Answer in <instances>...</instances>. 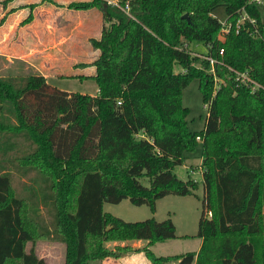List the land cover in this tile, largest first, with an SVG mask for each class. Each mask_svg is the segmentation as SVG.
I'll return each instance as SVG.
<instances>
[{
	"label": "trees",
	"instance_id": "trees-1",
	"mask_svg": "<svg viewBox=\"0 0 264 264\" xmlns=\"http://www.w3.org/2000/svg\"><path fill=\"white\" fill-rule=\"evenodd\" d=\"M120 2L130 3L133 17L93 1L103 17L100 36L91 39L98 55L88 76L97 94L61 89L39 72L0 75V264H49L36 252L44 238L66 244L65 264L118 256L132 248L113 250L106 242L127 239L148 240L141 250L150 262L168 264L171 256H158L150 245L177 237L171 218L126 221L104 203L128 198L155 211L166 195L194 194L196 179H182L174 169L199 141L204 199L197 235L203 241L198 252L177 256L178 264H264V21L257 2ZM221 4L228 21L249 16L239 32L234 25L223 32L211 14ZM192 40L208 52L195 54ZM237 73L255 86L239 85ZM194 78L208 103L201 132L188 127L190 110L182 101ZM220 78L227 85L215 96ZM15 158L45 176L53 229L37 219L33 192L28 198L14 192L6 163Z\"/></svg>",
	"mask_w": 264,
	"mask_h": 264
},
{
	"label": "rangeland",
	"instance_id": "rangeland-1",
	"mask_svg": "<svg viewBox=\"0 0 264 264\" xmlns=\"http://www.w3.org/2000/svg\"><path fill=\"white\" fill-rule=\"evenodd\" d=\"M93 1L0 0V75L39 72L61 89L97 94L98 85L88 76L94 72L91 63L98 55L91 39L100 36L103 17L100 7L93 4ZM257 4L264 21V0ZM211 14L221 23L228 21L224 4L213 8ZM190 49L199 56L208 52L204 43L198 40L191 41ZM175 69L180 70V67L176 65ZM241 75L237 73L235 77L239 85L255 86L252 81H243ZM222 85H227L223 78L215 81V96ZM182 101L190 110L188 127L192 131L201 132L205 128L208 103H204L198 78H194L183 89ZM228 110L225 107L224 114ZM202 151L203 143L199 141L196 151L174 169L182 179H196L198 186L194 194L166 195L158 199L155 211L146 204L135 205L128 198L119 203H104L106 212L126 221H142L151 217L160 221L171 218L176 225L177 237L159 240L150 246L158 256H171L168 264H178L177 256L198 252L202 245L203 239L197 235L204 199ZM12 161L13 163L7 162L6 166L12 175L14 192L26 198L31 197L33 192V200L39 205L37 219L42 225L53 229L54 210L52 202L47 198L49 189L44 182L45 176L35 169L23 166L16 158ZM27 211L26 204L23 215L28 222ZM31 245L29 243L27 248ZM65 245L63 242L44 238L36 242V252L49 264H64ZM101 263L100 260L91 261V264Z\"/></svg>",
	"mask_w": 264,
	"mask_h": 264
},
{
	"label": "crops",
	"instance_id": "crops-1",
	"mask_svg": "<svg viewBox=\"0 0 264 264\" xmlns=\"http://www.w3.org/2000/svg\"><path fill=\"white\" fill-rule=\"evenodd\" d=\"M106 245L113 250H117L118 247H131L132 250H127V249L122 250L120 251L118 256L107 257L104 260H102L101 264H152L150 260L146 257L144 251L141 250L145 246L149 245V241L146 239H127L120 241H107ZM65 253H66V245H65Z\"/></svg>",
	"mask_w": 264,
	"mask_h": 264
},
{
	"label": "built area",
	"instance_id": "built-area-1",
	"mask_svg": "<svg viewBox=\"0 0 264 264\" xmlns=\"http://www.w3.org/2000/svg\"><path fill=\"white\" fill-rule=\"evenodd\" d=\"M107 2V4L112 5V6H116L119 7L120 9H122L125 13H127V15H129L130 17H133V14L131 12V5L129 2H126L124 4H122L120 2V0H105ZM255 2H259L260 0H254ZM249 16L244 13L242 16H240L236 22L233 21H227L225 23H222V31L223 32H229L232 29V25L235 26L236 31L239 32L242 25L245 23V20L248 19ZM251 19V18H250ZM253 21V20H252ZM254 22V21H253ZM224 49L220 50V53H223ZM211 60L213 61V59L211 58ZM241 78L243 79V81H252L247 75L242 74ZM253 82V81H252Z\"/></svg>",
	"mask_w": 264,
	"mask_h": 264
},
{
	"label": "water",
	"instance_id": "water-1",
	"mask_svg": "<svg viewBox=\"0 0 264 264\" xmlns=\"http://www.w3.org/2000/svg\"><path fill=\"white\" fill-rule=\"evenodd\" d=\"M183 17H185V18H187L188 20H190V17H189V14H188V13H185V14L183 15Z\"/></svg>",
	"mask_w": 264,
	"mask_h": 264
}]
</instances>
